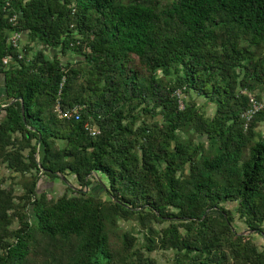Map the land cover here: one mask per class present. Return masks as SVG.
<instances>
[{"label": "trees", "instance_id": "trees-1", "mask_svg": "<svg viewBox=\"0 0 264 264\" xmlns=\"http://www.w3.org/2000/svg\"><path fill=\"white\" fill-rule=\"evenodd\" d=\"M0 74V264H264V0H0Z\"/></svg>", "mask_w": 264, "mask_h": 264}, {"label": "rangeland", "instance_id": "rangeland-1", "mask_svg": "<svg viewBox=\"0 0 264 264\" xmlns=\"http://www.w3.org/2000/svg\"><path fill=\"white\" fill-rule=\"evenodd\" d=\"M47 55L51 56L53 55L55 52L57 54H60L59 49L54 50V49H47ZM69 60H76L78 57V55H76V53H74L73 51H70L66 57ZM198 102L200 105H202L203 109L208 113V114H212L214 111V106L213 104H206L205 100L203 98H199ZM205 105V106H204ZM4 116L3 112H0V121L2 120ZM262 128L261 130L264 129V124L261 125ZM11 176H15V173H13L10 169L7 168V166L4 163H0V179L4 178L6 179L5 181V185H8L9 182L11 181ZM20 177L22 179H24L23 176L20 175ZM70 180L73 182V184H75L77 187V183L73 180V177L70 176ZM103 179H101L100 177L98 178H92L90 180V184H89V189H91V191L93 193H99L100 195H105V190L103 188V184L104 181H102ZM38 190L39 191H46L48 192V194L50 196H54V197H58L59 195L63 194L66 190V183L63 180L57 179V180H51L49 177L43 175L41 180L38 183ZM107 197V196H105ZM227 207L232 208L234 205L233 204H226ZM120 227L123 230H129V229H135V232H139V226L137 225V223L134 220H130V221H120ZM234 226L240 230V231H245V233H248L249 231L247 230L248 227L246 226V224L242 221V219L239 218L238 215H236L235 217V221H234ZM247 230V231H246ZM141 234V233H140ZM256 241L259 243V245L261 246L263 240L261 238L260 235L258 234H254ZM153 255L163 264L166 263V261L168 260L169 257H172L173 252L172 251H154Z\"/></svg>", "mask_w": 264, "mask_h": 264}, {"label": "built area", "instance_id": "built-area-1", "mask_svg": "<svg viewBox=\"0 0 264 264\" xmlns=\"http://www.w3.org/2000/svg\"><path fill=\"white\" fill-rule=\"evenodd\" d=\"M17 20H18V14H14L10 17V22L12 23L13 26L17 25ZM23 37H24L23 32L21 30H18V29L12 30L10 32L9 37H8V43L11 44L15 48L22 49V46L24 44L23 43L24 42ZM22 55L23 54H20L19 58H22ZM9 59L10 58L7 57L4 60V64H7L9 62ZM64 81H65V78H63V80L60 84V91H61V88L64 84ZM177 94L181 97V92L179 90H177ZM250 102H251V107L243 113V117L246 120V127H247L248 122L252 118L253 114L255 112H257L263 106V104L260 101L256 100L253 96H251ZM183 107H184L183 102H180V108H183ZM82 108H83L82 105L77 104L72 108L63 110L61 108V105L59 102L56 105V110H57L58 114L61 117H66V118L75 117L76 119H79ZM90 132L92 135H96L99 133V130L94 127V128H90Z\"/></svg>", "mask_w": 264, "mask_h": 264}, {"label": "crops", "instance_id": "crops-1", "mask_svg": "<svg viewBox=\"0 0 264 264\" xmlns=\"http://www.w3.org/2000/svg\"><path fill=\"white\" fill-rule=\"evenodd\" d=\"M23 40H24V42H23V43H25V42H26V40H27V37H26V36H24ZM3 81H4L3 75H2V74H0V98H2V97H3Z\"/></svg>", "mask_w": 264, "mask_h": 264}, {"label": "water", "instance_id": "water-1", "mask_svg": "<svg viewBox=\"0 0 264 264\" xmlns=\"http://www.w3.org/2000/svg\"><path fill=\"white\" fill-rule=\"evenodd\" d=\"M18 98H15V99H13L12 101H16ZM20 100H22V97H20ZM24 105H23V100H22V114H23V116H24Z\"/></svg>", "mask_w": 264, "mask_h": 264}]
</instances>
